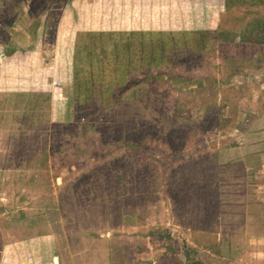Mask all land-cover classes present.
Masks as SVG:
<instances>
[{"label": "rangeland", "instance_id": "obj_1", "mask_svg": "<svg viewBox=\"0 0 264 264\" xmlns=\"http://www.w3.org/2000/svg\"><path fill=\"white\" fill-rule=\"evenodd\" d=\"M252 20L264 0H0V264H264V44L239 39ZM191 29L207 30L195 60L109 70L76 106L75 48L101 55L89 33Z\"/></svg>", "mask_w": 264, "mask_h": 264}, {"label": "trees", "instance_id": "obj_2", "mask_svg": "<svg viewBox=\"0 0 264 264\" xmlns=\"http://www.w3.org/2000/svg\"><path fill=\"white\" fill-rule=\"evenodd\" d=\"M223 2L229 7L232 5H246L250 3V0H223ZM204 31L206 32L207 30H149L147 32L138 30L89 33V36H93V38L102 41L100 45L101 55L95 54V45L93 42L91 44L93 49H86L87 45H85L86 48L82 47L83 45H77L75 48L72 63L74 73L77 72L75 58L78 53L79 56L82 55V62L85 63L84 67L87 68L86 72H84V67L80 72L83 75L81 80L82 86L80 88L82 100L85 101L83 105H80L78 97L76 96L78 90L77 83L75 82L73 84L74 88H76L73 98L77 103L76 106L87 107L86 103H90L96 98V94L93 93L94 88L99 86L105 78L108 81L110 80L109 77H106L110 76L109 73L111 72L109 70H116L118 78H121V73L126 71V67L128 68V65L132 62H142L145 65L156 63L158 65L162 60H167L170 63H176L179 59H182V61L195 60L202 53L206 44V40L202 34ZM113 35H117L120 38L118 39L122 41L120 43L112 41L110 44L112 46V54L110 55L105 49L107 45L105 42L107 39L111 40V37L107 39H104V37ZM239 39L242 42L264 44V20L249 21L240 33ZM79 40L80 38H78ZM89 65L91 66L89 67ZM129 97L132 100L136 113L145 114L150 108H155L153 117L158 120L162 116L161 109L155 107L150 102L153 98L151 99L148 93L134 91ZM66 103L67 96L65 97V106ZM184 118L183 114L174 112L173 117L168 122L171 124L181 123ZM93 175V179H96L97 174Z\"/></svg>", "mask_w": 264, "mask_h": 264}, {"label": "built area", "instance_id": "obj_3", "mask_svg": "<svg viewBox=\"0 0 264 264\" xmlns=\"http://www.w3.org/2000/svg\"><path fill=\"white\" fill-rule=\"evenodd\" d=\"M58 85V84H57ZM101 262L99 264H110V256L109 253L106 251L101 252Z\"/></svg>", "mask_w": 264, "mask_h": 264}, {"label": "crops", "instance_id": "obj_4", "mask_svg": "<svg viewBox=\"0 0 264 264\" xmlns=\"http://www.w3.org/2000/svg\"><path fill=\"white\" fill-rule=\"evenodd\" d=\"M189 232H190V231H189ZM132 243H133V242H132ZM139 264H146V263H145V261H141ZM149 264H156V263H153V262H152V263H149ZM183 264H185V263H183Z\"/></svg>", "mask_w": 264, "mask_h": 264}, {"label": "water", "instance_id": "obj_5", "mask_svg": "<svg viewBox=\"0 0 264 264\" xmlns=\"http://www.w3.org/2000/svg\"><path fill=\"white\" fill-rule=\"evenodd\" d=\"M55 262H56V260H55Z\"/></svg>", "mask_w": 264, "mask_h": 264}, {"label": "bare ground", "instance_id": "obj_6", "mask_svg": "<svg viewBox=\"0 0 264 264\" xmlns=\"http://www.w3.org/2000/svg\"><path fill=\"white\" fill-rule=\"evenodd\" d=\"M57 261V260H56Z\"/></svg>", "mask_w": 264, "mask_h": 264}]
</instances>
